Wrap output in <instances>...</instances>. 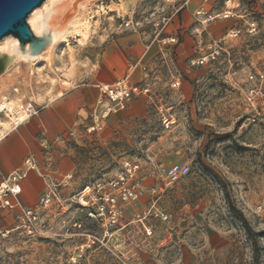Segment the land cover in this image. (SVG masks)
I'll return each instance as SVG.
<instances>
[{
    "label": "rangeland",
    "instance_id": "1",
    "mask_svg": "<svg viewBox=\"0 0 264 264\" xmlns=\"http://www.w3.org/2000/svg\"><path fill=\"white\" fill-rule=\"evenodd\" d=\"M62 2L65 10H54ZM180 3L48 0L36 8L34 20L58 33L38 58H18L9 66L0 78V100L5 94L18 98L15 105L33 102L38 115L49 113L60 93L87 83L113 43L129 72L136 66L143 72L138 80L122 78L148 90L98 130L88 128L97 120L101 97L83 120L57 121L34 132L37 150L30 154L45 180L61 182V204L41 206L34 224L21 219L23 195L21 206L1 211L0 264H171L187 242L208 243L205 253L212 252L213 264H264V0H240L243 18L199 26L200 50L186 53L178 47L179 12L160 36L171 34L177 42L154 41V23ZM202 7V18L204 10H221L219 0ZM31 14L26 21L32 30ZM251 18L258 27L248 33L244 23ZM233 25L241 27L240 36L223 38ZM189 37L195 44V36ZM212 38L218 40L214 57L192 65L190 59L211 51ZM137 43L158 48L152 57L137 58ZM174 77L178 87L171 85ZM126 161L138 164L135 176L125 175ZM174 162L187 165L188 173L171 183L165 172ZM112 178L136 184L139 195L123 204L119 223L104 234L69 198L86 182Z\"/></svg>",
    "mask_w": 264,
    "mask_h": 264
},
{
    "label": "built area",
    "instance_id": "2",
    "mask_svg": "<svg viewBox=\"0 0 264 264\" xmlns=\"http://www.w3.org/2000/svg\"><path fill=\"white\" fill-rule=\"evenodd\" d=\"M173 2L174 0H168ZM208 0H204L207 2ZM221 4V10L216 14L208 13L204 10V18H196L197 27L194 31L195 34V51L200 50L202 44V37L199 31V26L207 24L216 18H243L244 14L239 13L240 0H219ZM189 0H181L179 7L172 13L164 15L160 20L154 23V41H162L163 43L177 42L175 36L169 34L165 37H160L161 33L166 32L171 26L173 18L177 12L185 8ZM203 7L200 8L195 16L201 14ZM128 25V23H127ZM245 31L252 33L256 31L258 24L255 19L245 20ZM242 33L240 26H231L226 35L223 38L236 39ZM213 40L207 45L211 51L209 53L200 54L197 58L190 59L192 65H200L207 62L208 57H214L216 47L218 46V40ZM260 81H263V75L260 74ZM173 87L180 85V79L174 77L171 83ZM101 90V105L97 108L96 117L97 120L94 124L89 126L88 131L98 130L101 128L100 122L105 120L110 114H113L119 110L125 108L127 103L132 99L135 94L146 92L147 87L137 89L133 86L127 78H120L111 84H105L100 86ZM3 113L4 118L8 121L9 126L16 128L26 122L28 119L38 114V108L33 102L22 103L20 105L12 106L8 109L0 110ZM7 128L2 124L0 119V143L5 137ZM125 175L129 177L135 176L138 169L136 162L126 161L123 163ZM36 169V161L32 156H27L23 163V168L12 171L1 183H0V211L12 210L14 207L21 206L18 196L21 193V180L27 176L28 171ZM188 173V166L182 163H171L165 172L166 177L171 183L176 182L180 177ZM71 174L68 175L70 179ZM123 178V176H120ZM61 182L56 180H48L44 193L39 197L35 205L22 208L21 219L28 224H34L40 217V207L50 206L52 204H61V197L59 194V187ZM139 191L136 184L127 185L122 184L119 179L112 178L109 181L103 183L96 180L93 182H86L82 187L71 194L69 202L75 204L79 208L85 209L89 215H91L95 221L104 228V234L108 233V228L115 226L119 223L123 215V204L130 201H134L138 198ZM13 198V200L11 199Z\"/></svg>",
    "mask_w": 264,
    "mask_h": 264
},
{
    "label": "crops",
    "instance_id": "3",
    "mask_svg": "<svg viewBox=\"0 0 264 264\" xmlns=\"http://www.w3.org/2000/svg\"><path fill=\"white\" fill-rule=\"evenodd\" d=\"M203 2L204 0H189L187 6L179 11L177 18L180 20H177V24L180 29H183L181 30L182 42L178 45L181 53H186L192 47L195 51L194 41L189 37V34L192 37L195 36L194 31L197 26L195 20L197 17L202 18V16L201 14L197 16L194 14L200 10ZM173 20L175 19L173 18ZM143 47L144 45L138 43L135 45L137 58L152 57L156 53L158 44L151 43L146 45L145 49ZM142 74L139 66L129 72L127 58L115 43L110 44L103 54L102 62L90 72L87 83L80 85L66 95L60 93L59 97L61 98L50 103L49 113L37 114L16 128L9 125L5 126L7 131L0 143V183L12 171L22 169L25 158L32 156L31 152H36L37 144L34 140V132L42 129V127L48 129L57 121L66 123V120H83L91 113V110L95 113L97 100L101 97V85L111 84L125 75L130 76L132 80H138ZM47 182L48 180H45L41 170L37 167L35 170L28 171L27 176L21 180L20 195H23L27 201V205L24 206L33 205L35 198L44 193ZM11 199L13 200V198ZM182 244L181 251L171 264L214 263L212 252L205 253V250L210 247L208 243L205 242L203 245L193 242Z\"/></svg>",
    "mask_w": 264,
    "mask_h": 264
},
{
    "label": "water",
    "instance_id": "4",
    "mask_svg": "<svg viewBox=\"0 0 264 264\" xmlns=\"http://www.w3.org/2000/svg\"><path fill=\"white\" fill-rule=\"evenodd\" d=\"M45 0H0V40L13 36L18 40L17 49L30 55H38L51 42L49 32L35 34L26 21L33 9Z\"/></svg>",
    "mask_w": 264,
    "mask_h": 264
},
{
    "label": "bare ground",
    "instance_id": "5",
    "mask_svg": "<svg viewBox=\"0 0 264 264\" xmlns=\"http://www.w3.org/2000/svg\"><path fill=\"white\" fill-rule=\"evenodd\" d=\"M48 0H45V2H47ZM64 2V1H63ZM59 3L57 4V6L54 7V10L56 11H59L61 12L62 10L60 9H63L65 10V3ZM71 4V3H70ZM33 13L30 15V24H31V27H32V30L35 34H42V33H45V32H49L50 34V37H51V42L53 40H55V37L58 33V30H55V29H51L48 30V29H45V26L46 24H39L37 23L35 20H34V16L37 14L38 10L35 8V10L33 9L32 10ZM55 11V12H56ZM54 12V11H53ZM58 12V13H59ZM54 14V13H53ZM67 14V12H66ZM52 16V14H51ZM50 16V17H51ZM56 16V14H55ZM66 17V16H65ZM54 18V17H53ZM51 18V19H53ZM56 18V17H55ZM61 19V18H60ZM55 20V19H54ZM67 22V21H66ZM49 26V25H48ZM51 42L50 44L41 52L39 53L38 55H30L28 53H24V52H21L17 49L18 47V40L13 37V36H8V37H4L0 40V78L3 77V75L5 73H7L8 71V68L9 66L15 62L16 59L18 58H25V59H34V58H38L45 50H47V48L51 45ZM19 60V59H18ZM1 91V90H0ZM19 102L18 101V98H11V97H7V95L3 94L2 95V99L0 100V110L2 109H8L12 106H15V104ZM20 105V104H19ZM29 120V119H28ZM2 124L4 126H7L9 125L8 121L4 118V121H2Z\"/></svg>",
    "mask_w": 264,
    "mask_h": 264
},
{
    "label": "trees",
    "instance_id": "6",
    "mask_svg": "<svg viewBox=\"0 0 264 264\" xmlns=\"http://www.w3.org/2000/svg\"><path fill=\"white\" fill-rule=\"evenodd\" d=\"M240 217H242V216H240ZM242 219H244V218H242ZM246 227H247V231H248V233H249V234L252 233L251 230H250V228H249V226L246 225Z\"/></svg>",
    "mask_w": 264,
    "mask_h": 264
}]
</instances>
